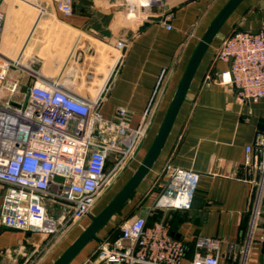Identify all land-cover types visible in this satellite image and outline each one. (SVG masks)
I'll list each match as a JSON object with an SVG mask.
<instances>
[{
  "label": "crops",
  "instance_id": "1",
  "mask_svg": "<svg viewBox=\"0 0 264 264\" xmlns=\"http://www.w3.org/2000/svg\"><path fill=\"white\" fill-rule=\"evenodd\" d=\"M227 1L161 0L132 8L120 0H81L71 15H64L41 13L32 0H3L5 31L11 35L4 47L11 58L7 77L17 79L23 91L35 80L56 81L84 97L102 90L100 112L105 119H115L117 107L123 106L131 126L144 120L146 133L130 162L134 173L197 44ZM153 16L161 19H150ZM69 29L78 34L69 38ZM238 30L264 32V0H241L207 45L156 159L128 198L132 206L140 198L133 216H145L147 226L166 223L169 234L187 245L181 264H189L196 252H206L195 247L198 237L218 240L220 264H264V198L255 213L258 172L245 163V147L264 132V97L237 101L229 83L230 61L217 57L222 41ZM114 39L125 45L107 81L117 60L108 46ZM251 154L254 158V150ZM167 163L199 173L189 209L152 207L154 198L148 194L153 188L159 191ZM4 191L0 183V203ZM103 208L96 203L90 215ZM86 217L88 221L79 224L83 228L70 226L39 255L38 247L49 237L0 223V264H53L90 224ZM119 217L117 210L97 230L98 240L90 239L68 264H87L99 242L120 233Z\"/></svg>",
  "mask_w": 264,
  "mask_h": 264
},
{
  "label": "built area",
  "instance_id": "2",
  "mask_svg": "<svg viewBox=\"0 0 264 264\" xmlns=\"http://www.w3.org/2000/svg\"><path fill=\"white\" fill-rule=\"evenodd\" d=\"M2 1L0 183L5 191L0 203V223L49 237L45 245L38 247L39 255L56 236L91 214L100 194L133 159L147 126L144 120L131 126L123 106L117 107L115 119H105L100 112L102 90L93 97H84L56 81L35 80L21 92L19 81L7 77L11 60L3 51ZM32 1L41 13L59 11L71 15L74 4L81 0ZM120 1L133 8L161 0ZM124 45L122 39L108 44L116 51L117 60L109 70L107 81ZM217 57L230 61L229 83L236 90L237 101L258 102L264 97L263 31H235L222 41ZM245 163L252 164L258 172L254 181L256 213L264 198V132L258 133L253 144L245 147ZM163 176L164 182L152 207L189 209L199 173L167 163ZM45 202L63 206L58 220L48 215ZM195 247L205 248L206 252H196L189 264H220L218 240L198 237ZM185 251L186 244L169 234L166 223L147 226V218L138 215L122 224L118 236L99 242L95 259L97 264H181Z\"/></svg>",
  "mask_w": 264,
  "mask_h": 264
},
{
  "label": "water",
  "instance_id": "3",
  "mask_svg": "<svg viewBox=\"0 0 264 264\" xmlns=\"http://www.w3.org/2000/svg\"><path fill=\"white\" fill-rule=\"evenodd\" d=\"M85 3L92 4L91 0H82ZM241 0H228L219 13L213 18L210 25L203 34L201 40L197 44L173 96L167 114L163 123L145 157L139 164L138 168L114 196V198L95 216L89 215L90 224L82 231V233L69 245V247L54 261L53 264H67L72 257L90 240H98L96 232L101 228L107 220L113 215L133 193L140 181L143 179L154 160L156 159L169 130L172 126L174 118L177 114L179 106L185 96L188 85L191 81L193 73L207 47L216 32L220 29L230 12L236 7ZM135 3L134 0L130 1ZM152 20H159L161 17H151ZM107 39V37H106ZM89 76V74L87 75ZM60 178V177H57Z\"/></svg>",
  "mask_w": 264,
  "mask_h": 264
},
{
  "label": "rangeland",
  "instance_id": "4",
  "mask_svg": "<svg viewBox=\"0 0 264 264\" xmlns=\"http://www.w3.org/2000/svg\"><path fill=\"white\" fill-rule=\"evenodd\" d=\"M91 2L96 3L95 1H92V0H91ZM68 34H69V38H70V37H73V36L77 35L78 32L69 29ZM10 37H11L10 32H8V30L5 31V33H4V47L6 46V44H7L8 41L10 42ZM4 47H3V51H5L8 54L6 48H4ZM25 54H27V51H25ZM20 90L23 92V87H21ZM130 162H129V164L124 169H122L120 172H118L115 175V177L112 179V181L110 182V184L100 194V196L98 197V199L96 201L97 208L101 209L104 206H106L114 198V196L119 192V190L124 186V184L129 180V178L131 177V175L133 173V170L130 167ZM110 166H111V164L108 165V168H110ZM157 193H158V188L157 189L156 188H153L152 190H150V192L148 194V197L150 199H153V198H155V196H156ZM134 196H135V193H134ZM139 200H140V198H139ZM139 200H137L136 203L132 206L131 205L132 203L130 202V199H127L126 202L118 210V214L120 216L119 217L120 218L119 219V226L120 227L116 230V232H119L120 231L122 224L126 220L131 219L132 217H134L133 216L134 215V212H135L136 208L139 207L138 206ZM45 204L47 205V208H48V215L50 217L54 218L55 220H58L60 214H62V212H63V206L60 205V204H53L51 202H45ZM86 218L87 217H83L80 220H77L75 223H73L71 225L70 228L73 229V228H76V226L78 228H80V229L83 228V225L79 226V224H80V222H82L84 220L88 221ZM95 257H96V252L93 254V256L91 258H89V260L87 261V264H97V261H96Z\"/></svg>",
  "mask_w": 264,
  "mask_h": 264
},
{
  "label": "bare ground",
  "instance_id": "5",
  "mask_svg": "<svg viewBox=\"0 0 264 264\" xmlns=\"http://www.w3.org/2000/svg\"><path fill=\"white\" fill-rule=\"evenodd\" d=\"M130 17H131V16H130ZM4 54H5V53H4ZM5 55L8 56V58H10L8 54H5ZM10 59H11V58H10Z\"/></svg>",
  "mask_w": 264,
  "mask_h": 264
},
{
  "label": "trees",
  "instance_id": "6",
  "mask_svg": "<svg viewBox=\"0 0 264 264\" xmlns=\"http://www.w3.org/2000/svg\"><path fill=\"white\" fill-rule=\"evenodd\" d=\"M120 208H121V207H120ZM120 208H119V209H120ZM119 209H118V210H119ZM117 234H118V233H117ZM118 235H119V234H118ZM118 235H116V236H118ZM116 236H115V237H116ZM186 249H187V245H186Z\"/></svg>",
  "mask_w": 264,
  "mask_h": 264
}]
</instances>
